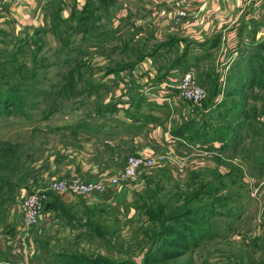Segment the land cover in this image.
Segmentation results:
<instances>
[{"label":"rangeland","instance_id":"rangeland-1","mask_svg":"<svg viewBox=\"0 0 264 264\" xmlns=\"http://www.w3.org/2000/svg\"><path fill=\"white\" fill-rule=\"evenodd\" d=\"M85 1L62 0L60 34L50 27L53 13L47 4L59 1L32 0L35 11L29 12L26 0H0V61L6 51L10 65V54L16 53L19 63L37 71L36 78L25 82L30 88L23 109L0 110V264H56L59 255L100 256L126 264H264V85L251 79L253 69L259 74L255 68L262 59L253 58L249 70L242 42L238 49L219 46L192 67L205 90L201 103L174 102L173 88L159 87L154 79L174 65L187 42L216 33H197L191 28L197 25L193 15L152 14L146 0H116L108 18L93 0L95 12L80 27L69 14L73 7L81 11ZM119 8L122 15L113 19ZM162 9L167 7L157 12ZM262 27L259 39L264 38ZM258 52L263 55L264 48ZM142 61H151L149 67L155 69L140 68ZM243 65L245 73L240 72ZM122 93L130 102L128 115H153L141 130L145 136L94 146L63 134L66 116L95 113L123 101ZM231 106L234 128L224 143L198 146L169 134L201 113L214 123L215 115L221 119L222 110ZM157 124L159 136L166 139L155 145L151 139ZM147 145L152 152L136 150ZM83 148L94 150L92 160L106 173L133 155L153 156L155 162L126 179L106 201L49 193L51 208L39 226L24 227L18 220L21 196L42 179L66 178L61 171L70 159L67 149ZM147 208L164 215L193 208L196 215L188 219L200 226V238L190 246L169 247L173 252L147 262L144 256L155 245L152 229L159 227L147 217Z\"/></svg>","mask_w":264,"mask_h":264},{"label":"trees","instance_id":"trees-1","mask_svg":"<svg viewBox=\"0 0 264 264\" xmlns=\"http://www.w3.org/2000/svg\"><path fill=\"white\" fill-rule=\"evenodd\" d=\"M59 3H47L51 5V15H52V22L50 23V27L57 28L60 34L63 31L62 29V23L65 22V19L61 16V9H63V2L62 0H57ZM93 0H86L84 7L79 11L76 7H73V9L70 11L69 19L74 20L77 22L80 27L84 26V22L89 20V16L91 14H94V9H91V5ZM98 3L99 8H103L104 15L107 16L110 14V6L115 3L116 0H96ZM62 6H60V5ZM53 6V7H52ZM90 8V9H89ZM54 9V10H53ZM77 12H82L84 15L82 17H76ZM88 14V15H87ZM102 17V16H101ZM261 26V23H254L249 27V31L245 38H241L242 29L241 25L239 27V30H237V43L235 42L234 45H230L229 47H235L238 49V42H242L244 44V48L246 52H249V55L247 57V67L249 70L253 69L252 66V60L253 58L257 57L259 59V62L262 59V63L255 68L258 69L260 72L258 74L257 71L252 70L251 73V79L255 82L258 80H261V85H264V54L259 55L258 49L264 48V38L257 39L256 38V32L258 28ZM243 27H247V25H244ZM80 29V28H79ZM110 32V31H108ZM222 41V35L220 33H216L212 37L205 39L202 42H195V41H189L187 42L181 51L180 57L175 61L174 66L172 64L171 67L164 69L160 75H157L154 81L155 84L158 85L162 82H168L169 81V69L178 68L179 71L185 72L189 69H192V67L197 66V62H199L201 59H206L207 56L212 54L210 51L211 48L218 47L220 42ZM29 43L35 44V41ZM194 48H201L204 50L203 56L197 57L195 55H190V48L193 46ZM256 47H251V46ZM228 47V46H226ZM235 49V50H236ZM247 49V50H246ZM244 51V50H243ZM242 50L239 52H235L236 55H240ZM4 59L3 61H0V110H5L6 112H9L8 107L16 108L17 110H22L25 98L27 96L28 90L30 86L26 85V80H32L36 78L37 71L36 69L30 68L28 69L24 64L19 63L16 59V53L10 54L11 63L8 64V55L6 51H3ZM240 53V54H239ZM190 58V59H189ZM194 63V64H192ZM192 64V65H191ZM191 65V66H190ZM36 66V65H35ZM246 66H242L240 68V72H244ZM250 67V68H249ZM246 72V71H245ZM244 72V73H245ZM252 81V82H253ZM114 108V105L109 103L106 106H102L100 111H108L112 110ZM233 106L226 107L222 110V113L224 115H221L222 118L220 119L219 116L215 115V122L211 123L208 121V118H205V116L199 114L198 116H195L193 119L185 120L176 127H174L171 132H169L170 136L174 139L181 140V141H188L190 143H195L198 146L206 145L207 142L212 141H222V143L226 142L229 136V132L233 130L234 127L230 125V121L234 117L233 115ZM141 112L135 111V119H138V116ZM142 116V123L143 122H149L152 116L145 117L144 114ZM220 116V117H221ZM148 118V119H147ZM221 146H223L221 144ZM214 148V147H213ZM221 148V147H220ZM206 151V150H205ZM193 196V195H192ZM153 204V203H152ZM51 204L47 202L44 206V210H47L50 207ZM154 206H160L159 204ZM184 207V206H183ZM148 210L145 211L147 217L151 221H155L159 224V227L152 229L151 235H152V242H155V245L153 249L146 253L144 258H147V262L149 261H158L159 254L164 253H170L173 252L169 247H182L184 244L187 246H190L191 243L195 240L198 241L200 238V231L197 229H200L199 225L197 227H194L195 221L191 219H188L190 215L194 214L196 215V211L194 209H181L178 211V209L173 210L172 212L164 215L159 209L153 210L152 208H147ZM175 250V249H172ZM65 256V255H59L57 256V263L56 264H126L124 262L120 261H113L109 259L101 258L100 256H95V258H87V257H80V256Z\"/></svg>","mask_w":264,"mask_h":264},{"label":"crops","instance_id":"crops-1","mask_svg":"<svg viewBox=\"0 0 264 264\" xmlns=\"http://www.w3.org/2000/svg\"><path fill=\"white\" fill-rule=\"evenodd\" d=\"M31 2L32 0H26L25 3V7L31 8L28 9L29 12H33V10L35 11L34 3L32 4ZM19 3L21 4L22 1H19ZM12 4L9 6L10 9H12ZM165 6L168 9L167 4L162 2V0H146L145 3V8L151 9L152 14L163 13L162 11H157L159 8H163ZM126 8L128 10L129 6L126 5ZM189 8L192 11V15L197 17L196 21L193 22V26L197 24L196 27L191 28L196 29V32L201 33L202 35H206L209 32L220 33L222 35V41L219 44L221 50L223 47L227 45L230 46L231 44L233 45V43L237 41L238 36L236 32L239 30L240 25L241 28H243L241 38H245L249 31V27L254 23H261L264 25V0H189ZM115 10L116 9L112 8L110 13ZM122 10L119 8V12L115 14L116 17L114 16L113 19L120 17L122 15ZM244 25H247V27H243ZM263 25H261L256 32L257 39L261 37L260 35L262 33ZM210 37L208 36L205 39ZM195 42L197 43L202 41L195 40ZM194 46L195 45H193L189 50L190 55H195L197 57L203 56L204 50L201 48H194ZM218 47L211 48L210 51L213 53V51ZM202 60L204 59H201L200 62H202ZM150 62L151 61H142L138 66H140V68H144V70H146V68H148L147 70L153 68L155 69V67H149ZM141 71H143V69ZM169 71V79H174L175 77L179 76L180 73H182V71L180 72L178 68L169 69ZM162 83L158 84L159 87H162L160 85ZM120 85L121 83H119V86ZM169 92L171 95H174L173 101H178V99L175 97L176 92L174 89H171ZM123 94L124 93L119 95V98L123 99V101L120 100L114 102V108L112 110H97L95 113H91L89 115H85L84 113L79 114L80 112L75 113L73 117H75L76 121L73 120V117L66 116L65 121L61 124L64 131L63 134H66L74 139H83L87 143L94 144V146H100L102 144L101 141L104 143H112L119 140L121 141V139L132 140V138H134L139 140L141 136L146 135V133H143L141 130L143 128L146 129L145 124H147V122L142 123V113H140L138 119H135V116L132 114L128 115L127 109L130 106V102L125 100L126 97H124ZM164 94L166 96L168 92H165ZM107 99H109V97ZM148 99L154 98L148 97ZM103 102L106 104L107 101L104 100ZM131 119L140 121V123L133 125L131 123ZM160 127L161 126H159V124L156 125V134H153V138L151 139L155 145L158 143L161 144L162 140L166 139H163L161 134L159 136L158 128ZM148 137L151 136L148 135ZM134 141L137 142V140ZM83 149L84 150H81V152L67 149V152L70 153L67 155V158H70L71 162L70 159H68L66 169L61 171V176L69 178L78 174L79 177H83L84 175L97 178L98 175L103 176L105 174L112 173V171L106 173L105 171H107V169H99L97 163L92 160L95 154L94 150H92L94 149L93 147L89 151L86 150V148ZM136 150H138V152L144 153L152 152L148 145L142 149L138 148ZM123 166L124 165L116 168L115 170L120 169ZM120 190H122V187ZM61 195L65 196L66 194Z\"/></svg>","mask_w":264,"mask_h":264},{"label":"built area","instance_id":"built-area-1","mask_svg":"<svg viewBox=\"0 0 264 264\" xmlns=\"http://www.w3.org/2000/svg\"><path fill=\"white\" fill-rule=\"evenodd\" d=\"M162 1H165L168 6V9L161 10L163 13L166 12L178 18H186L192 15L189 0ZM160 85L163 88H173L178 100L183 99L190 103H201L205 96V90L198 83L193 69L182 72L174 79H170L169 82H163ZM154 162L153 156L133 155L128 157L122 168L90 180L73 177L42 179L21 196L17 205L18 220H21L24 227H38L45 211L44 206L49 199V193L83 197L89 203L106 201L115 194V189L121 183L136 176L140 170L151 167Z\"/></svg>","mask_w":264,"mask_h":264}]
</instances>
